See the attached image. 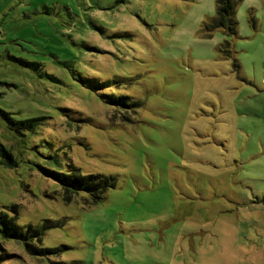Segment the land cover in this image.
<instances>
[{
  "label": "rangeland",
  "instance_id": "rangeland-1",
  "mask_svg": "<svg viewBox=\"0 0 264 264\" xmlns=\"http://www.w3.org/2000/svg\"><path fill=\"white\" fill-rule=\"evenodd\" d=\"M229 2L0 0V209L57 223L0 264H264V0ZM57 160L116 185L68 200Z\"/></svg>",
  "mask_w": 264,
  "mask_h": 264
},
{
  "label": "trees",
  "instance_id": "trees-1",
  "mask_svg": "<svg viewBox=\"0 0 264 264\" xmlns=\"http://www.w3.org/2000/svg\"><path fill=\"white\" fill-rule=\"evenodd\" d=\"M225 1V5L221 6L220 14L226 16L232 15V20L229 18V21H232L231 25H236L237 21L235 18V5H233L229 0H222ZM222 3V2H221ZM222 11H224L222 13ZM231 17V16H230ZM217 25L224 24V19L220 18L218 21L215 22ZM214 27V25H213ZM218 27V26H217ZM235 27L232 28L234 30ZM74 75L76 76V79L82 83L85 87H88L92 89L95 92H101L103 91L107 85L112 86L115 82H117L114 79L110 80H100L96 77H89L84 75L82 72L74 70ZM112 83V84H111ZM101 99L108 104H113L116 106H120L123 104H127V96L125 95H119L117 96L114 93L109 92H102L100 93ZM135 105L139 104L138 101L134 102ZM43 117L41 118H35V119H26L22 121L24 124H32L33 122L36 123L37 121H41ZM31 127V126H30ZM58 161V160H57ZM58 165L61 167H47L43 166L41 167L42 171L45 173V175L53 178L56 182L59 183V185L62 188V191L64 193V196L66 199H73L74 197H77L79 195H84L89 198V203L96 204L99 201H101L104 198L105 192L110 189L111 187H114L116 185V177L113 175H102V174H82L77 169L74 168V166L69 165V169L63 168V166L58 161ZM57 225V223L52 222L50 220H47L43 223L42 226L39 228H34L33 226L29 225L26 230H24L23 226L18 222V217L11 215L9 212L5 210L0 209V233L1 235L6 239H15L18 241H23L24 243L30 240L32 237L39 236L41 232L49 227H53ZM3 241L0 239V263L10 259L14 256L13 253L4 252L3 248ZM30 250L33 251V253H39V252H47L52 251L50 248L47 249H35L33 247H30Z\"/></svg>",
  "mask_w": 264,
  "mask_h": 264
}]
</instances>
